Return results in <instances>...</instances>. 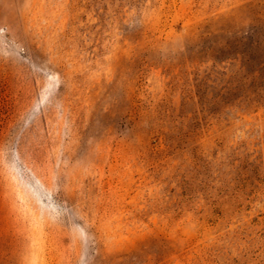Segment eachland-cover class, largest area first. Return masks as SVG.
I'll return each mask as SVG.
<instances>
[{
  "label": "rangeland",
  "instance_id": "374dc122",
  "mask_svg": "<svg viewBox=\"0 0 264 264\" xmlns=\"http://www.w3.org/2000/svg\"><path fill=\"white\" fill-rule=\"evenodd\" d=\"M0 264H264V0H0Z\"/></svg>",
  "mask_w": 264,
  "mask_h": 264
}]
</instances>
